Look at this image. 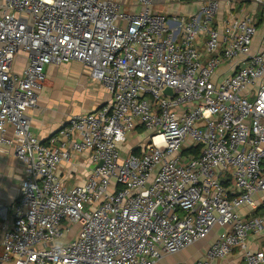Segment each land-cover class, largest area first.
<instances>
[{
	"label": "built area",
	"instance_id": "2783aa9c",
	"mask_svg": "<svg viewBox=\"0 0 264 264\" xmlns=\"http://www.w3.org/2000/svg\"><path fill=\"white\" fill-rule=\"evenodd\" d=\"M156 1L0 0V152L23 164L18 200L0 206V264H159L211 235L192 264L234 248L264 264V241L249 240L264 232V0L261 17L240 0L163 17ZM72 60L109 99L43 142L27 110L45 66ZM85 152V182L63 186L57 167Z\"/></svg>",
	"mask_w": 264,
	"mask_h": 264
},
{
	"label": "crops",
	"instance_id": "0c3cea01",
	"mask_svg": "<svg viewBox=\"0 0 264 264\" xmlns=\"http://www.w3.org/2000/svg\"><path fill=\"white\" fill-rule=\"evenodd\" d=\"M160 1H156L159 3ZM188 2V1H187ZM237 11L243 13L258 14L261 17V9L255 4V0H240L236 4ZM136 8L132 7L131 11ZM197 11L188 13L194 14ZM222 13V9H220ZM222 16V14H219ZM26 63L23 53H20L14 62L13 71L20 75ZM227 64H223L219 71L226 73ZM46 80L42 89L38 94V102L34 108L27 110L29 117L30 130L37 139L46 142L50 136L66 123L67 119L74 114H83L97 109L99 106L107 102L109 94L100 82L91 80L88 76L87 68L78 61L72 60L61 64H51L44 68ZM133 139L132 136L130 138ZM136 142V141H135ZM135 142L126 146H121L123 151L131 150ZM59 144L58 141L55 142ZM92 168L89 159V153L85 152L80 155H73L71 161L61 162L57 167L56 174L63 186L81 185L88 177ZM23 176V164L14 155L11 147H4L0 152V206H6L15 203L20 194V180ZM4 225L3 219L0 218V228ZM262 235L255 238L250 236V241L254 240L253 247L261 245ZM214 235L209 236L204 241V248L197 254L188 248L171 255L167 258L173 260L168 263L184 262L192 264V262L201 256L203 250L214 239ZM191 247V246H190ZM161 260L159 264H168ZM216 264H243L242 254L238 248L226 256L222 260L215 261Z\"/></svg>",
	"mask_w": 264,
	"mask_h": 264
},
{
	"label": "rangeland",
	"instance_id": "374dc122",
	"mask_svg": "<svg viewBox=\"0 0 264 264\" xmlns=\"http://www.w3.org/2000/svg\"><path fill=\"white\" fill-rule=\"evenodd\" d=\"M117 2L122 4V7L127 10V11H131L132 7H134L133 5L135 4V0H116ZM188 1V2H187ZM192 0H181L172 4L166 3L164 1H160L159 3H154L150 6L151 12L154 14H160L163 17H167V16H176V17H181L183 15H187L190 12L195 11L196 9V5L191 2ZM259 10L261 9V7H258ZM255 17L258 16V14H254ZM215 21V20H214ZM146 134L147 132L142 129L140 130L136 135L132 136V140L130 138H128V140L126 141V146H128L129 144H132L133 142H139V141H144L146 138ZM135 142V143H136ZM72 229L76 230L77 229V225H73ZM71 230V231H73ZM72 235V233L70 232V234H68L67 237H70ZM204 248V241H198L196 243H194L191 247H189L188 250L190 251H194L195 254H197L198 252H200L202 249ZM178 254V253H176ZM164 262H173V260H171L170 258H164L163 259Z\"/></svg>",
	"mask_w": 264,
	"mask_h": 264
},
{
	"label": "water",
	"instance_id": "95a60500",
	"mask_svg": "<svg viewBox=\"0 0 264 264\" xmlns=\"http://www.w3.org/2000/svg\"><path fill=\"white\" fill-rule=\"evenodd\" d=\"M164 93H167V94H171V89L169 87H166L164 90H163ZM101 164V163H100Z\"/></svg>",
	"mask_w": 264,
	"mask_h": 264
},
{
	"label": "trees",
	"instance_id": "16d2710c",
	"mask_svg": "<svg viewBox=\"0 0 264 264\" xmlns=\"http://www.w3.org/2000/svg\"><path fill=\"white\" fill-rule=\"evenodd\" d=\"M140 130H142V128H139V131H140ZM132 151H133V153H135V154H138V153H139V151L136 150V149H133Z\"/></svg>",
	"mask_w": 264,
	"mask_h": 264
}]
</instances>
